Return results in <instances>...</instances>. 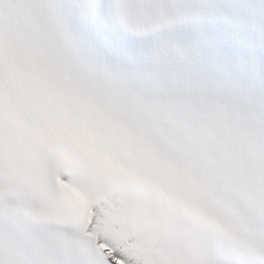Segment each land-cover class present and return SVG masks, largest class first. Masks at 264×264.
<instances>
[{
	"label": "snow or ice",
	"instance_id": "1",
	"mask_svg": "<svg viewBox=\"0 0 264 264\" xmlns=\"http://www.w3.org/2000/svg\"><path fill=\"white\" fill-rule=\"evenodd\" d=\"M0 264H264V0H0Z\"/></svg>",
	"mask_w": 264,
	"mask_h": 264
}]
</instances>
